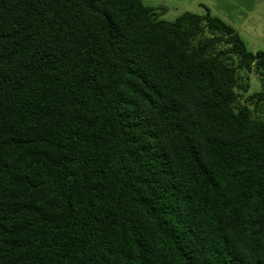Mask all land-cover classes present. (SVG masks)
Listing matches in <instances>:
<instances>
[{"label": "trees", "instance_id": "16d2710c", "mask_svg": "<svg viewBox=\"0 0 264 264\" xmlns=\"http://www.w3.org/2000/svg\"><path fill=\"white\" fill-rule=\"evenodd\" d=\"M248 74L209 13L0 0V264H264Z\"/></svg>", "mask_w": 264, "mask_h": 264}, {"label": "rangeland", "instance_id": "374dc122", "mask_svg": "<svg viewBox=\"0 0 264 264\" xmlns=\"http://www.w3.org/2000/svg\"><path fill=\"white\" fill-rule=\"evenodd\" d=\"M157 11L158 17L173 21L184 12L209 13L231 25L251 52H264V0H142ZM249 91L242 100L264 90V77L248 74ZM252 106V105H251Z\"/></svg>", "mask_w": 264, "mask_h": 264}]
</instances>
